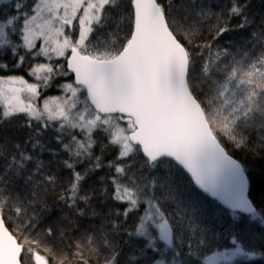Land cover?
I'll list each match as a JSON object with an SVG mask.
<instances>
[{"label":"snow or ice","instance_id":"snow-or-ice-1","mask_svg":"<svg viewBox=\"0 0 264 264\" xmlns=\"http://www.w3.org/2000/svg\"><path fill=\"white\" fill-rule=\"evenodd\" d=\"M4 6L0 264L264 255L235 234L244 216L264 226V192L258 208L228 149L264 158V13L253 0ZM228 33L239 42L221 44ZM53 87L62 95L46 96ZM182 177L218 203L217 215L209 219ZM225 232L231 247L221 250Z\"/></svg>","mask_w":264,"mask_h":264},{"label":"trees","instance_id":"trees-1","mask_svg":"<svg viewBox=\"0 0 264 264\" xmlns=\"http://www.w3.org/2000/svg\"><path fill=\"white\" fill-rule=\"evenodd\" d=\"M200 2L206 3L207 0H200ZM0 11H11V9L8 8V6H4L3 9H0ZM252 11L254 13H264V0H253ZM239 35L240 34L237 33H228L222 38L221 44L226 45L230 40L239 42ZM39 62L46 61L44 58H41ZM27 66L28 65L25 64V68H27ZM11 74L25 75L23 70ZM30 82H34V80H30ZM63 82L67 81L65 80ZM45 95L54 96L62 95V93L53 87L52 89H49ZM40 103L42 104V101H40ZM231 148L232 146L229 144L228 149L232 156L241 161L247 168V175L250 178L249 195L250 198L256 202L257 207L259 208L261 193L264 192V158H253L243 150L231 151ZM181 179L186 191L202 202L209 219L218 214L219 205L216 204V202L205 198L197 192L186 177H182ZM228 223H231V221L228 220ZM239 224L240 228L235 230V234L238 236L245 249L247 251L264 253V226L260 225L258 221L250 220L246 216L242 217ZM224 247H231L228 232L224 233V236L220 241V249L223 250ZM41 254L47 255L45 252H42ZM235 264H264V255H257L252 259L238 258Z\"/></svg>","mask_w":264,"mask_h":264},{"label":"water","instance_id":"water-1","mask_svg":"<svg viewBox=\"0 0 264 264\" xmlns=\"http://www.w3.org/2000/svg\"><path fill=\"white\" fill-rule=\"evenodd\" d=\"M207 199H209V200H212L211 198H207ZM213 201V200H212ZM215 202V201H214ZM216 204H218L217 202H216ZM247 217V216H246ZM248 218V217H247Z\"/></svg>","mask_w":264,"mask_h":264},{"label":"rangeland","instance_id":"rangeland-1","mask_svg":"<svg viewBox=\"0 0 264 264\" xmlns=\"http://www.w3.org/2000/svg\"><path fill=\"white\" fill-rule=\"evenodd\" d=\"M41 106H42V104H41Z\"/></svg>","mask_w":264,"mask_h":264}]
</instances>
